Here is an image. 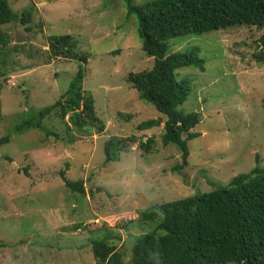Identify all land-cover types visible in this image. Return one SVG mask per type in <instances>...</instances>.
<instances>
[{
    "label": "rangeland",
    "instance_id": "1",
    "mask_svg": "<svg viewBox=\"0 0 264 264\" xmlns=\"http://www.w3.org/2000/svg\"><path fill=\"white\" fill-rule=\"evenodd\" d=\"M146 1L135 0L137 5ZM9 3L19 20L2 28L10 43L0 46V140L10 138L0 148V264H94L91 241L102 238L87 230L96 217L95 224L109 220L114 227L120 217L135 218L134 211L211 192L264 166L259 41L264 29L235 28L172 41L177 43L172 51L194 48L205 62V71L185 68L176 74L192 87L179 111L202 116L193 130L200 137L189 142L185 162L178 147L163 145L164 123L145 133L137 130L165 116L141 101L128 82L129 74L151 70L154 59L142 50L126 0ZM25 12L31 17L23 24ZM65 35L77 43V55L88 57L84 89L93 96L106 132L71 143L68 119L53 115L43 124L58 137L36 129L17 133L32 112L65 95L80 67L73 57H54L49 50L51 38ZM111 136L154 138L155 148L147 154L136 144L120 161L107 163L104 145ZM64 177L82 181L86 194L68 189ZM121 237L116 246L129 263L133 246L125 234Z\"/></svg>",
    "mask_w": 264,
    "mask_h": 264
},
{
    "label": "trees",
    "instance_id": "2",
    "mask_svg": "<svg viewBox=\"0 0 264 264\" xmlns=\"http://www.w3.org/2000/svg\"><path fill=\"white\" fill-rule=\"evenodd\" d=\"M126 2L130 15L136 16L142 50L154 59L151 70L129 74L128 82L141 101L165 116L164 121H145L137 130L145 133L164 123L163 145L178 147L187 162L188 144L200 137L193 130L201 123L202 116L198 112L179 111L192 94V87L189 80H179L176 74L185 68L205 71V62L194 48L172 51L177 44L172 41L235 28L261 31L264 29V0H147L141 5L135 0ZM30 17L31 13L25 12L22 23L29 22ZM18 20L9 0H0V46L10 43L2 34V28ZM259 41L264 50V34ZM76 48L77 43L70 35L49 40V50L54 57H73L80 62V67L65 95L39 113L32 112L31 119L16 128L17 133L36 129L47 136L58 137L43 124L53 115L63 122L68 119L66 130L71 143L106 132V123L96 114L93 96L84 89L86 69L83 64L88 63V57L77 55ZM262 60L263 54L259 61ZM8 143L9 137L2 138L0 148ZM136 144L147 154L155 148L154 138L138 141L136 136L127 139L111 136L104 145L106 162L120 161L121 154L131 152ZM64 180L71 191L86 194L82 181L73 183L66 177ZM134 213L135 218L117 216L120 222L114 227L109 226V220L103 225L95 224L97 217L93 223H88V235L102 238L91 241L94 264H264V166L256 165L250 173L236 176L228 186L154 204ZM122 234L133 246L129 263H125L123 253L116 246V241L124 237Z\"/></svg>",
    "mask_w": 264,
    "mask_h": 264
},
{
    "label": "clouds",
    "instance_id": "3",
    "mask_svg": "<svg viewBox=\"0 0 264 264\" xmlns=\"http://www.w3.org/2000/svg\"><path fill=\"white\" fill-rule=\"evenodd\" d=\"M99 221H97V223H98Z\"/></svg>",
    "mask_w": 264,
    "mask_h": 264
}]
</instances>
